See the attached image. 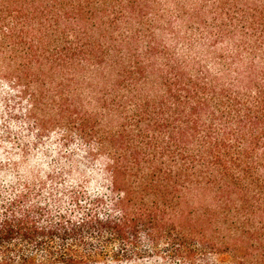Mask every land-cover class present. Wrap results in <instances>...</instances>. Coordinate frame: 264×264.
<instances>
[{
  "label": "trees",
  "instance_id": "trees-1",
  "mask_svg": "<svg viewBox=\"0 0 264 264\" xmlns=\"http://www.w3.org/2000/svg\"><path fill=\"white\" fill-rule=\"evenodd\" d=\"M0 153V264H264V0H0Z\"/></svg>",
  "mask_w": 264,
  "mask_h": 264
},
{
  "label": "rangeland",
  "instance_id": "rangeland-1",
  "mask_svg": "<svg viewBox=\"0 0 264 264\" xmlns=\"http://www.w3.org/2000/svg\"><path fill=\"white\" fill-rule=\"evenodd\" d=\"M56 146H57V138L56 136H54L53 138L51 139H48L46 142H45V146H44V150L47 152V155L49 156V158H55L56 157ZM6 151H11L10 147H7L6 148ZM69 156L73 158V144L70 148V151L68 152ZM2 156V153H0V158ZM77 162H80V163H84V160L82 159V155L81 156H78L77 157ZM81 167L85 166L84 165H80ZM69 169V164L68 163H65V162H62L61 164H58V166L56 165V170H58L59 172L60 171H67ZM89 170H91L89 168ZM92 177V175H90ZM73 182V179L67 175L64 176V188H68L70 187V185L72 184ZM96 181H94L93 184H96L95 183ZM95 186V185H94Z\"/></svg>",
  "mask_w": 264,
  "mask_h": 264
}]
</instances>
